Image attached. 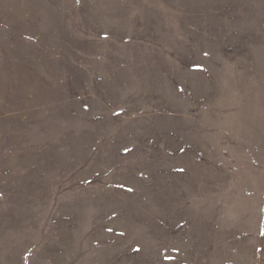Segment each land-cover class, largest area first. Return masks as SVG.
<instances>
[{
	"label": "rangeland",
	"instance_id": "1",
	"mask_svg": "<svg viewBox=\"0 0 264 264\" xmlns=\"http://www.w3.org/2000/svg\"><path fill=\"white\" fill-rule=\"evenodd\" d=\"M0 264H264V0H0Z\"/></svg>",
	"mask_w": 264,
	"mask_h": 264
}]
</instances>
